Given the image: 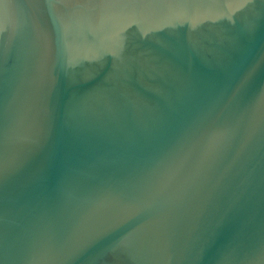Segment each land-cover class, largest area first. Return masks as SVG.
<instances>
[{"label":"water","instance_id":"1","mask_svg":"<svg viewBox=\"0 0 264 264\" xmlns=\"http://www.w3.org/2000/svg\"><path fill=\"white\" fill-rule=\"evenodd\" d=\"M9 1L0 264H264V0Z\"/></svg>","mask_w":264,"mask_h":264},{"label":"bare ground","instance_id":"2","mask_svg":"<svg viewBox=\"0 0 264 264\" xmlns=\"http://www.w3.org/2000/svg\"><path fill=\"white\" fill-rule=\"evenodd\" d=\"M13 16L11 1H0V19H9ZM1 60V57H0ZM1 67V64H0ZM93 91H100V85L93 88ZM81 90V93H85ZM120 103V98L112 100L113 109H117ZM32 94L26 93L23 98L20 92H15L9 87L5 80L0 77V113H8L10 116L20 118L22 114H27L31 110ZM128 108V107H127ZM129 107V112H132Z\"/></svg>","mask_w":264,"mask_h":264}]
</instances>
